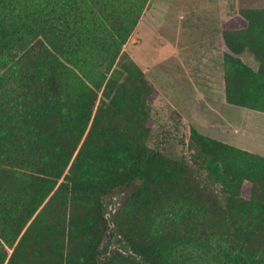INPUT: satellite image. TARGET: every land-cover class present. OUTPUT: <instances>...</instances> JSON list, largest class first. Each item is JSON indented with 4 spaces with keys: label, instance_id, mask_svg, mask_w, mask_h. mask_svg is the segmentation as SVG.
<instances>
[{
    "label": "trees",
    "instance_id": "trees-1",
    "mask_svg": "<svg viewBox=\"0 0 264 264\" xmlns=\"http://www.w3.org/2000/svg\"><path fill=\"white\" fill-rule=\"evenodd\" d=\"M150 1L0 0V264H264V157L196 128L189 157L148 146L157 90L123 47ZM219 32L225 104L264 114V6ZM123 188L130 255L105 246Z\"/></svg>",
    "mask_w": 264,
    "mask_h": 264
},
{
    "label": "rangeland",
    "instance_id": "rangeland-1",
    "mask_svg": "<svg viewBox=\"0 0 264 264\" xmlns=\"http://www.w3.org/2000/svg\"><path fill=\"white\" fill-rule=\"evenodd\" d=\"M241 3V4H240ZM264 6L262 0H151L123 47L157 90L155 125L148 146L171 158L189 157L191 128L264 157V114L224 105L222 23L237 7ZM243 60L257 64L249 53ZM102 95V93H100ZM100 104V99L97 106ZM97 108V107H96ZM130 195L123 188L105 199L109 251L130 255L117 235L114 215Z\"/></svg>",
    "mask_w": 264,
    "mask_h": 264
},
{
    "label": "crops",
    "instance_id": "crops-1",
    "mask_svg": "<svg viewBox=\"0 0 264 264\" xmlns=\"http://www.w3.org/2000/svg\"><path fill=\"white\" fill-rule=\"evenodd\" d=\"M224 97H225V94H224ZM224 105H225V100H224ZM226 105H227V104H226ZM238 148H240V147H238ZM240 149L245 150L244 148H240ZM246 151L253 153L252 151H249L248 149H247Z\"/></svg>",
    "mask_w": 264,
    "mask_h": 264
}]
</instances>
